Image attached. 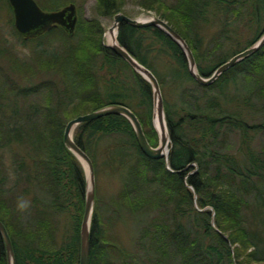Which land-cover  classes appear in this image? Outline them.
<instances>
[{
  "label": "trees",
  "instance_id": "obj_1",
  "mask_svg": "<svg viewBox=\"0 0 264 264\" xmlns=\"http://www.w3.org/2000/svg\"><path fill=\"white\" fill-rule=\"evenodd\" d=\"M40 1L46 11L68 2ZM123 3L97 0V13L115 15ZM140 4L184 38L203 77L264 35V0ZM3 8L13 25L9 0H0ZM13 29L35 56L23 61L0 44V220L15 264H80L86 173L64 144L65 126L78 115L123 104L157 146L152 85L106 45L98 18L78 15L73 34L57 26L26 38ZM117 39L157 77L171 144L167 160L147 156L120 114L76 127L74 141L91 158L96 183L88 264H264V148L252 146L264 131V45L204 85L161 28L124 21ZM7 153H14L13 168ZM101 170L120 179L109 201L99 195ZM26 196L31 206L20 211L17 202ZM128 214L142 217L134 221L132 246L116 233ZM0 240V264H8Z\"/></svg>",
  "mask_w": 264,
  "mask_h": 264
},
{
  "label": "water",
  "instance_id": "obj_2",
  "mask_svg": "<svg viewBox=\"0 0 264 264\" xmlns=\"http://www.w3.org/2000/svg\"><path fill=\"white\" fill-rule=\"evenodd\" d=\"M14 14V25L17 31L24 37H36L57 26L64 27L70 34H73L77 20V7L71 3L61 9L46 11L37 3L36 0H9ZM127 22L136 27L157 26L165 31L174 41H176L183 49L189 63V69L193 76L201 84L208 85L213 83L222 73L233 67L237 62L245 57L255 53L264 45V35L251 47L239 52L231 57L228 61L221 64L210 77H203L197 71L196 60L191 48L188 46L184 38L163 18L153 16L151 18L141 20L132 18L123 12L114 15V24L110 31L116 29L117 36L119 27L122 22ZM113 49L114 52L123 57L133 69L150 82L153 89L154 99V122L159 133V143L157 146L150 144L146 137L143 126L136 114L123 104H110L92 112L81 114L68 121L64 130V144L72 151L81 161L86 173V204L84 216L81 223V245H80V264H88L91 251V222L95 206V173L94 166L88 154L74 141L73 133L76 127L89 120L97 119L106 115L120 114L127 117L133 125L137 140L142 151L151 158H168L164 149L168 146L170 136L167 128L164 104L161 93L160 84L154 73L146 66L139 63L118 41L115 44H106ZM158 122V124L156 123ZM87 164V167L85 165ZM212 225L215 229L214 221ZM0 235L4 242L7 254L8 264H15V255L13 244L6 226L0 220ZM3 253V245L0 240V260Z\"/></svg>",
  "mask_w": 264,
  "mask_h": 264
},
{
  "label": "rangeland",
  "instance_id": "obj_3",
  "mask_svg": "<svg viewBox=\"0 0 264 264\" xmlns=\"http://www.w3.org/2000/svg\"><path fill=\"white\" fill-rule=\"evenodd\" d=\"M37 3L40 0H36ZM68 1L66 5H69L71 3L75 4L77 7V13L78 15L82 14V16L86 19H92V18H98L103 27H104V41L106 44H109L108 42V32L110 28L114 24V15L112 16H100L97 13V0H66ZM168 5H172L176 2V0H165ZM41 7H43L44 10H47L46 7L48 5H45L43 1H40L38 3ZM65 5V6H66ZM63 8V6L61 7ZM120 12L125 13L126 15L132 17V18H138L141 20H145L148 18H151L153 16L161 17L160 13H158L156 10L150 11L143 8L140 4V0H124L122 10ZM162 18V17H161ZM164 19V18H163ZM14 23L12 25L11 23V16L8 14L7 9L3 8L0 9V44L1 43H7V45L11 46L12 50L15 52L17 57L23 61L29 62L32 57L35 55L33 54V51L29 44H23L19 38H17V35L14 31ZM213 31V30H212ZM210 35H206L205 40H208ZM230 142L237 144L238 143V137L232 136L230 138ZM105 141L102 142V146H104ZM170 141L168 144V148L170 149ZM252 146L255 150H259L262 147L264 148V131L257 134L252 141ZM13 157L14 153H7L6 162L9 167L13 168ZM103 152L100 153L98 156L99 163L103 160ZM194 165V164H193ZM99 195L100 197L104 198L106 201H109L112 197L116 196L120 187V179L117 177V175L110 174L106 171L101 170L99 173ZM26 200L30 201V196ZM164 209V208H162ZM158 211H156L155 214H157ZM141 216L137 218H133V216L130 217V215H126L125 221L120 222L116 226V233L119 235V237L124 241V243L128 246H132V241L136 237V229L138 221H141ZM137 223H135V222ZM139 226V225H138Z\"/></svg>",
  "mask_w": 264,
  "mask_h": 264
},
{
  "label": "bare ground",
  "instance_id": "obj_4",
  "mask_svg": "<svg viewBox=\"0 0 264 264\" xmlns=\"http://www.w3.org/2000/svg\"><path fill=\"white\" fill-rule=\"evenodd\" d=\"M108 42L109 44H115L117 42V31L116 29L108 32ZM156 123L158 124V122L156 121ZM167 150H168V146L165 147L164 149V153H167ZM86 167H87V164L85 163ZM88 168V167H87Z\"/></svg>",
  "mask_w": 264,
  "mask_h": 264
},
{
  "label": "clouds",
  "instance_id": "obj_5",
  "mask_svg": "<svg viewBox=\"0 0 264 264\" xmlns=\"http://www.w3.org/2000/svg\"><path fill=\"white\" fill-rule=\"evenodd\" d=\"M31 206L29 200H25L23 198L19 199L17 202V209L20 211H26Z\"/></svg>",
  "mask_w": 264,
  "mask_h": 264
}]
</instances>
